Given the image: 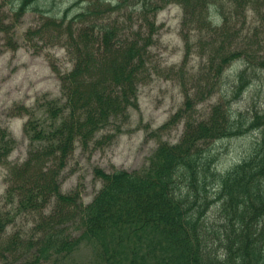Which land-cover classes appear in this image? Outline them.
Masks as SVG:
<instances>
[{
	"label": "trees",
	"instance_id": "1",
	"mask_svg": "<svg viewBox=\"0 0 264 264\" xmlns=\"http://www.w3.org/2000/svg\"><path fill=\"white\" fill-rule=\"evenodd\" d=\"M77 4L83 6L72 13L54 0H0L6 47L17 48L18 23L38 13L23 40L58 46L71 64L56 72L59 97L14 108L26 118L23 162H8L15 141L0 129V264H264V106L232 108L264 72V0ZM170 5L181 11L183 66L193 53L205 61L191 75L175 71L183 106L160 131L182 122L181 137L159 143L138 171L95 169L101 188L83 204L77 189L61 192L62 172L76 146L104 145L127 125L148 79L155 18ZM232 67L233 81L221 84ZM216 92L209 113L196 116L195 107ZM249 135L241 160L217 172L212 145ZM22 216L30 229L15 227ZM82 247L92 259L77 263Z\"/></svg>",
	"mask_w": 264,
	"mask_h": 264
},
{
	"label": "rangeland",
	"instance_id": "2",
	"mask_svg": "<svg viewBox=\"0 0 264 264\" xmlns=\"http://www.w3.org/2000/svg\"><path fill=\"white\" fill-rule=\"evenodd\" d=\"M76 1L54 0V3L61 11L72 7L73 13L83 6L74 5ZM248 15L247 27L254 21L252 13ZM180 21L181 11L174 5L157 14L155 18L157 32L149 50V75L147 81L139 87L137 109L130 111L127 125L110 142L99 147L92 143L86 150L79 146L75 147L62 172L63 194H69L77 189L79 201L88 204L101 188V182L95 176V169L106 173L115 170L138 171L147 165L159 143L176 144L179 141L183 132L182 122L170 124L164 131H160L183 106L181 82L178 81V74L175 71L179 72L181 68L186 75H191L205 62L193 53L183 66L184 44L179 35ZM39 22L40 14L28 13L18 23L15 50L6 47L4 36L0 35V129H5L15 141L8 159L10 164L23 162L28 148V142L22 135L26 118L14 115V108L17 106L32 108L43 97L48 99L59 97L56 72L65 73L71 68L62 48L46 42L27 43L23 40L24 32ZM234 72L235 67L225 71L221 84L233 81ZM250 77L251 74L249 79ZM220 96V92H216L211 98L197 105L195 115L202 117L208 114ZM242 99L233 105L234 110L245 112L244 109H247L252 101L258 102L259 109H263L264 72L260 73L259 81L249 88V92ZM253 137L249 135L212 145V153L217 158L216 171L224 172L237 164L245 155ZM5 173V170L0 168V203L6 189ZM215 212L214 207L208 213V217L211 218ZM31 225V221L26 222L22 216L17 219L15 227L28 230ZM91 256V250L82 247L76 253V262H88L92 259Z\"/></svg>",
	"mask_w": 264,
	"mask_h": 264
}]
</instances>
